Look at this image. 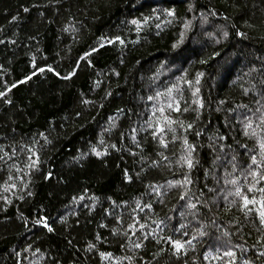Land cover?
<instances>
[{"label": "trees", "instance_id": "trees-1", "mask_svg": "<svg viewBox=\"0 0 264 264\" xmlns=\"http://www.w3.org/2000/svg\"><path fill=\"white\" fill-rule=\"evenodd\" d=\"M153 8L158 10L159 19L154 17L143 24L138 33L127 23L150 15ZM163 9L175 12L171 23L161 22L166 19ZM209 11L217 15H208ZM13 16L17 19L12 20ZM185 19L191 21V27L177 55L171 45L180 38ZM68 24L75 31H64ZM156 24L161 27L157 29ZM237 30L247 38L236 36ZM223 31L229 33L227 38L222 37ZM115 35L124 38L125 45H109L99 39ZM134 40L139 42L131 43ZM0 41V91L16 84L6 97H0V146L9 153L0 161V186L10 173L14 179L9 183L16 185L7 192L0 187V197L9 201L0 198V264H110L100 258V252L112 253L113 260L132 255L135 264H227L223 252L236 245L247 249L243 252L234 247L238 259L264 264V258L256 259L264 249L256 243L260 234L255 216L246 219L237 205L226 210L228 202L223 199L231 190V185L223 182L225 172L231 171L228 161L234 154L238 160L244 159L239 154L245 150L238 144L253 146L240 135L234 111H246L236 108L241 103L256 107L257 97L251 93L244 96L242 86L256 84L260 88L259 81L264 78V0H0ZM92 48L97 51L81 59ZM214 51L220 56L210 58ZM201 59L207 63H199ZM253 67L258 71L250 72ZM36 68L45 71L32 75ZM157 69L160 73L154 78ZM185 69L188 79L197 71L204 73L199 85L203 101L200 118L186 133L196 146L194 155L199 160L191 170L175 164L181 154L179 141L171 142L168 134V147L161 148L144 123L155 103L147 97L163 90ZM70 72L74 75L63 79ZM25 76L31 78L24 81ZM182 87L181 109L192 100L187 86ZM5 98L11 103H4ZM83 100L90 103L86 105ZM117 108L123 113H117ZM171 115L186 124L196 119L192 110ZM117 116L112 127L108 118ZM141 127L145 131H140ZM195 131L201 135L196 137ZM39 133L51 143L45 144ZM177 134L185 133L178 129ZM220 136L226 139L221 141ZM34 139L38 141V170L17 175L10 166L15 161L23 169L29 153L22 145L31 147ZM101 139L105 145L116 144L119 151L108 148L101 157L90 153L81 156L90 146L103 150ZM210 143L215 150L209 148ZM220 144L226 145L223 152ZM13 148L16 156L11 155ZM157 152H163L168 161L160 160ZM217 156L220 159L213 165ZM154 160L159 161L155 167ZM125 171L129 180L124 178ZM185 172L191 184L167 188V181L182 180ZM149 185L160 187L162 195L157 196ZM185 189L187 197L180 200ZM188 197L197 204L196 220L186 207ZM137 201L141 207L152 204V209L141 211ZM181 212L185 213L183 218ZM40 217L47 218L53 232L34 223ZM167 217H172L171 221ZM134 219L138 223L128 229ZM155 220L165 221L157 236L187 239L200 224L205 226L202 230L206 235L198 237L194 247L177 259L167 243L158 245L151 236L143 239L156 228ZM140 223L145 224L143 230ZM180 224H185V229L172 230ZM216 238L219 252L209 247ZM141 240L140 249H130V242ZM89 242L95 245L91 250L87 248ZM160 248L164 252L153 259ZM206 251L221 259L205 260ZM119 264L129 262L121 260Z\"/></svg>", "mask_w": 264, "mask_h": 264}, {"label": "snow or ice", "instance_id": "snow-or-ice-1", "mask_svg": "<svg viewBox=\"0 0 264 264\" xmlns=\"http://www.w3.org/2000/svg\"><path fill=\"white\" fill-rule=\"evenodd\" d=\"M189 11L192 10V6L189 5ZM25 12L28 11L27 8L24 9ZM157 9L153 8L151 10L150 15H144L141 18H133L131 20H128L127 23L130 25L135 26V30L137 33L141 30V26L143 24H147L150 20H152L154 17L159 19L157 16ZM163 15L166 18L164 21H161L162 23H171V19L175 18V12L172 9H163ZM203 15V14H202ZM208 15L216 16L217 13L215 11H209ZM17 17L13 16L12 20H16ZM71 20V17H69ZM204 19H207V17H204ZM224 19H227V17H224ZM155 27L159 29L161 27L160 24H156ZM191 27V21L185 19L183 23L181 24V31H180V38L176 41H174L171 45V49L173 50L174 54H177V50L180 48L181 44L184 41L185 33L186 31ZM235 28V25H233ZM251 27V25H249ZM75 31L72 24H68L65 26L64 31ZM211 35V34H209ZM229 33L227 31L222 32V37L227 38ZM235 35L242 38H247L246 33L241 32L237 30L235 32ZM101 41H103L106 44L112 45L114 43L119 45H125L126 41L124 38H122L120 35H115L112 37H100ZM138 40L131 41V43L135 44L138 43ZM220 41L217 40L216 43H219ZM0 43H3V41H0ZM104 43L100 44V47L104 46ZM97 51V48H92L90 52H85L83 57L81 59H86L90 56L91 53H94ZM220 56L219 52H212L210 58H215ZM90 63V61H89ZM137 64L140 62L137 61ZM164 61H161V66H165ZM201 64L207 63L206 60L201 59L199 61ZM47 70L49 72H52L53 69L51 66L47 67ZM45 71L44 68H36V70L32 73V75H36L37 72L43 73ZM258 71L255 67L250 69V72ZM187 70L185 69V73L181 74L180 76L175 78V81H173L170 84H167L163 90H158L155 92L154 95H149L147 97L148 101H154L152 107H151V115H149L148 119L144 122L147 126V129H151L152 131L149 133V135L154 139L158 140L159 146L161 148H167L169 140H167L165 137L170 134L171 136V142H177L179 141L181 147H180V156L175 160V164L178 167H186L187 169L191 170L194 168L198 163L199 160L196 159L194 153L196 146L189 142L187 139L186 133L188 131L193 130V126L196 123V120L200 118L201 109L203 107V101L200 98V81L201 78L204 76V73L201 71H197L192 79H188L186 76ZM160 73V69H157V72L154 74V78H158V74ZM57 75H59L57 73ZM72 75H74V72H70L67 76L63 77V79H69ZM31 77L25 76L24 81L29 80ZM24 81H18L17 83H23ZM233 83H236L234 80ZM260 88H257L256 84H251L250 87H243L242 86V92L244 96H248L249 93H251L253 96H256L257 99L255 100L256 107L250 108L249 105L241 103L236 105L237 109H245V112H235L234 115L236 116L237 123L239 124L240 128V135L246 138L247 140L252 141V147L248 148L247 144H238V147L244 149L245 151L243 153H240L239 155H242L244 159L238 160L237 155L234 154L231 156L228 163L231 166V171L225 172V178L223 180L225 185H231V190L228 191L226 195H224L223 199L228 202V209H231L233 205H237L240 212L243 213L244 217L247 219L250 215L255 216L256 220L258 221V227L256 228V231L260 234L257 238V245L261 247V249H264V78H262L259 81ZM182 85L187 86L188 91L191 94L192 100L191 104L188 106H185L181 109L180 101L183 100V93L184 88ZM98 86V85H97ZM16 87V84H12L10 86L5 87V91H0V97H6V92L9 91L11 88ZM108 95H111V93H107L106 97ZM4 103L8 104L11 103L8 99H4ZM82 103L88 104L90 101L83 100ZM220 104H223L224 101H220ZM192 105H195L194 108H192ZM189 110H192L196 113V119L193 120L190 123H185V121L179 119V117H173L171 113H179L181 111L188 112ZM219 110V108L217 109ZM117 113H123V109L117 108ZM77 116L80 115V113H76ZM119 117H109V122L112 127H115V121ZM180 130L181 133H185L183 135H178L177 130ZM108 129H105L107 131ZM140 131H145V128L141 127L139 129ZM132 131L135 133L136 129H132ZM203 131V129H201ZM201 131H195L194 135L196 137H199L201 135ZM39 136L44 139V143L48 144L51 143L47 139L44 133H39ZM123 136V133L121 134ZM210 140H212V137H209ZM225 136H220L219 140L223 141L225 140ZM38 141L33 140L32 146H26L22 145V150L24 148H27V151L29 153L28 160L24 163L23 169L13 161L11 164V168H14L17 175L21 171H24L25 175H28L27 170H38L37 166L39 164V156L36 151V145ZM100 145L102 146L103 150H98L96 146H90L89 151L82 153L81 156H87L89 153L96 156L101 157L107 154V149L112 148L117 151L119 149L117 148L116 144L111 145H105L104 141L101 139L99 141ZM136 146L139 148V143L136 144ZM226 145L220 144L219 148L221 152H223ZM227 147L231 148V145H227ZM209 148H212L215 150V145L209 144ZM0 161H4L5 158L9 157V153L4 151L3 146H0ZM12 156H16L17 153L15 151V148H13ZM156 155L159 157L160 160L168 161V157L163 154V152H157ZM76 159H79L77 157ZM220 157L217 156L216 160L212 161V164L215 165L216 161L219 160ZM159 163L158 160L152 161V166L155 167ZM169 164H171V161H169ZM239 172V175H235V173ZM51 175V173H49ZM208 175V169H205V176ZM48 178L47 176L45 177ZM125 180H129L130 177L128 176L127 172L124 173ZM14 177L11 175V173L8 175L7 180L4 182V184L0 187H3V191L7 192L10 188H15L16 185L14 183H9V181H12ZM167 188H173V187H184L185 185L191 184V178L189 176L188 172L184 173L182 180H169L166 182ZM152 187L153 192L157 196H161V188L156 186H147ZM209 191H213V189H209ZM188 190L185 189V191H182L180 193V200H185L187 197ZM28 195H31V192L28 193ZM203 195V193H201ZM229 197H232L231 200H229ZM5 200V202H9L6 197H0ZM22 198V197H21ZM84 197H80L79 199H83ZM75 199V198H74ZM93 202H95L96 198H91ZM109 199H111L109 197ZM189 202L187 203L186 207L190 210V214L192 216L193 220H196L197 216V204L191 202V198L188 197ZM197 203H200L199 197L196 198ZM204 206L207 207V202H203ZM136 206L140 208L141 211H143L145 208L151 210L152 204H144L142 207L140 205V202H136ZM107 211V210H106ZM185 216V213L181 212V217L183 218ZM63 219V218H62ZM167 220L171 221L172 217H167ZM117 220L119 222L120 218L117 217ZM35 224L41 225L43 228L47 229L48 232H53L54 229L49 225L47 222L46 217H40L39 219L34 221ZM138 223L135 219L132 223L128 224V229H133V225ZM154 224H156V228L152 229L148 235L144 236L143 239H148L149 236H151L156 244H161L162 242L167 243L170 246V251L172 256L177 257V259L180 257L181 254L187 253V251L190 248L194 247V241L197 240L198 237H203L206 235V233L202 230L205 226L203 224H200L199 228L193 229L194 235L187 239H174L171 235L167 236H157V229H160V231H163V227L165 224L164 220H155L153 221ZM103 227V225H101ZM185 224H180L179 227L173 226V231L180 232L181 230L185 229ZM139 228L143 230L145 228V224L140 223ZM113 234H116V229H113ZM127 232V230H125ZM225 237L229 236L228 232H224L223 234ZM185 236H187V233L185 232ZM99 239V237H97ZM219 243V238H216V240L212 241L209 247H216V251L219 252L220 248L217 247V244ZM143 246V241L140 242H130V249H140ZM95 247L94 244L91 242L88 243L87 248L88 250H91ZM234 247H240L243 252H246L247 249H244L240 245L236 246H228L227 251L223 252V257L228 258L227 264H254V261L246 259V258H237L236 252L234 250ZM255 247V246H254ZM27 251V249H25ZM37 252L39 249L36 250ZM164 252L163 248H160L157 253L153 255V259H156L157 256L160 255V253ZM19 256L20 254L17 253ZM100 258L102 260H108L110 264H119L121 260H127L129 264H135L134 257L132 255L124 256V257H116L115 260H113L112 253L110 252H100L99 253ZM221 259L220 256H213L211 252L206 251L204 253V259ZM264 258V250H261L257 256L256 259ZM142 260V258H141ZM150 264V262H149Z\"/></svg>", "mask_w": 264, "mask_h": 264}]
</instances>
